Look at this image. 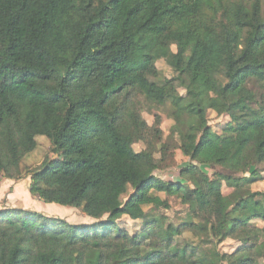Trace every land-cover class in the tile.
<instances>
[{
  "label": "trees",
  "instance_id": "trees-1",
  "mask_svg": "<svg viewBox=\"0 0 264 264\" xmlns=\"http://www.w3.org/2000/svg\"><path fill=\"white\" fill-rule=\"evenodd\" d=\"M168 106L165 138L161 116L143 113ZM209 110L229 118L220 130ZM39 135L55 157L30 170L31 196L97 221L1 208L0 264H211L203 249L227 239L222 264H264V192L251 189L263 178L264 0H0V182L20 178ZM173 142L188 162L164 180ZM228 158L250 175L200 167ZM160 192L190 222H117L168 208Z\"/></svg>",
  "mask_w": 264,
  "mask_h": 264
},
{
  "label": "rangeland",
  "instance_id": "rangeland-1",
  "mask_svg": "<svg viewBox=\"0 0 264 264\" xmlns=\"http://www.w3.org/2000/svg\"><path fill=\"white\" fill-rule=\"evenodd\" d=\"M197 55L198 60L201 57V50ZM157 67L161 71L162 75L166 77H170L173 75V71L171 67L164 61L159 60L157 62ZM182 92V90H181ZM168 108L163 110L152 108L151 111L143 113L144 118L148 122L149 125L154 123V115L159 114L161 116L160 127L164 132V137L167 138L170 131L171 124L173 121L168 118ZM229 118L224 115H217L214 111H208V122L215 130H220L222 125ZM37 147L26 155L23 161L20 164V178L19 179H3L4 182L0 189V209L4 207H18L24 208L27 210H32L39 212L46 216L58 217L64 219L69 224H86L88 226H92L93 223H90L88 220L90 217L83 213L81 209L72 206L60 205L56 203H46L39 199H36L31 196L28 191L27 185L29 182V172L33 168L38 167L42 161L46 158L51 159L55 157V154L52 153L51 148L52 145L49 139L46 136L39 135L36 137ZM175 146V165L166 170H156L155 174L164 179V180H176L178 178V170L181 166L186 164L188 161L187 157H185L181 151L176 148V143L173 142ZM135 149H139L140 144L134 145ZM203 171H205L208 175L213 174L214 172L226 173L229 177L241 178L247 177L250 175V170L243 168L240 164H234L228 158L226 160H218L212 166H200ZM257 168L263 177L258 181L254 182L251 186L253 191H263L264 192V163L258 164ZM1 180V182L3 181ZM0 182V185H1ZM224 193L230 192V188L224 184L223 187ZM159 196L162 199H166L169 203L168 208H156L152 205L143 206L141 211L132 216L127 217L124 216L122 219L117 220V222L127 228L129 231L134 230L135 228L141 227V219L138 217L140 214L148 213L149 211H153L154 213L163 214L167 216V223L171 226V229H175L178 224L182 222H190V215L185 205H183L178 197L175 196H166L164 193H159ZM105 218V217H104ZM93 221H97L94 220ZM95 224V223H94ZM187 238H190L189 235H185ZM193 241V240H192ZM236 242L231 239H227L222 243H219L216 247H212L208 245L203 249L204 256L209 260L211 264H222L220 262V254L225 252H231L235 247Z\"/></svg>",
  "mask_w": 264,
  "mask_h": 264
},
{
  "label": "crops",
  "instance_id": "crops-1",
  "mask_svg": "<svg viewBox=\"0 0 264 264\" xmlns=\"http://www.w3.org/2000/svg\"><path fill=\"white\" fill-rule=\"evenodd\" d=\"M3 182H4V180L1 182L0 189H3V188H1ZM88 221H89L90 223H95V221H93L92 218H90ZM85 225H87V223H86Z\"/></svg>",
  "mask_w": 264,
  "mask_h": 264
}]
</instances>
